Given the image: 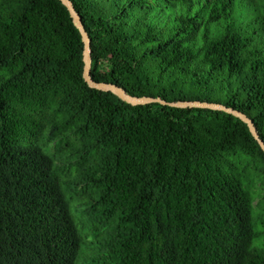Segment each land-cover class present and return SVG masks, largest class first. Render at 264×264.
Segmentation results:
<instances>
[{"label": "trees", "instance_id": "1", "mask_svg": "<svg viewBox=\"0 0 264 264\" xmlns=\"http://www.w3.org/2000/svg\"><path fill=\"white\" fill-rule=\"evenodd\" d=\"M69 1L95 81L224 104L264 142V0ZM83 53L60 0H0V264H76L82 246L79 264H264L248 126L91 88Z\"/></svg>", "mask_w": 264, "mask_h": 264}, {"label": "water", "instance_id": "2", "mask_svg": "<svg viewBox=\"0 0 264 264\" xmlns=\"http://www.w3.org/2000/svg\"><path fill=\"white\" fill-rule=\"evenodd\" d=\"M68 9L70 12V15L73 19V22L75 26L78 28L82 40L84 43V53H83V62H84V79L89 87L95 88L97 90L111 92L118 96L122 101L131 104V105H144V104H152V103H160L162 105H167L171 107H178V108H204V109H210L215 111H224L228 114H231L237 118H239L242 122H244L248 128L254 139L257 141V143L260 145L261 149L264 152V142L259 137L258 131L256 126L254 125L253 121L247 117L242 112L227 107L224 104L221 103H215V102H207V101H173V102H167L165 100H162L159 97H148V96H132L128 94L122 87L113 84V83H106V82H98L95 81L91 76V47H90V38L85 30L81 17L76 12L74 6L69 0H60Z\"/></svg>", "mask_w": 264, "mask_h": 264}, {"label": "rangeland", "instance_id": "3", "mask_svg": "<svg viewBox=\"0 0 264 264\" xmlns=\"http://www.w3.org/2000/svg\"><path fill=\"white\" fill-rule=\"evenodd\" d=\"M250 1L251 0H242V2H250ZM253 182H254V185L252 187L259 193V195H261L263 193V191H264V185H263V183L261 182V180L259 178L254 179ZM259 195L256 197L255 202H254L255 205L258 204L256 206V210H255V212H256L257 215L256 214L254 215V218H255V222L256 223H258V217H260L261 221L264 220V205H263L264 204V201L261 198H259ZM261 205H262V207H261ZM75 213H76V215L78 214V216L80 217V225L82 227H86L87 226V223H86L87 222L86 215L84 213H78L76 210H75ZM76 215L74 214L75 218L77 219V220L76 219L75 220H76V222L78 224V218L76 217ZM263 234H264V232H263ZM263 242H264V237H263V239H260V240L259 239H256L255 242H254V244L255 245L256 244H261ZM82 248H83V246L81 247V250H80L79 255H78V259L79 260H80L82 254H83ZM79 260L77 261L76 264H79Z\"/></svg>", "mask_w": 264, "mask_h": 264}]
</instances>
